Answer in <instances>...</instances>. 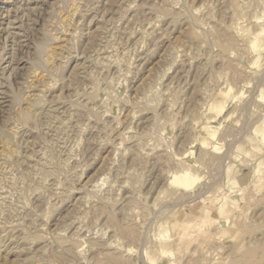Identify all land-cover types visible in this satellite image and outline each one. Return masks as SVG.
Returning <instances> with one entry per match:
<instances>
[{"label":"rangeland","instance_id":"374dc122","mask_svg":"<svg viewBox=\"0 0 264 264\" xmlns=\"http://www.w3.org/2000/svg\"><path fill=\"white\" fill-rule=\"evenodd\" d=\"M71 1L0 0V264H264V0Z\"/></svg>","mask_w":264,"mask_h":264},{"label":"bare ground","instance_id":"6f19581e","mask_svg":"<svg viewBox=\"0 0 264 264\" xmlns=\"http://www.w3.org/2000/svg\"><path fill=\"white\" fill-rule=\"evenodd\" d=\"M237 1H238V0H237ZM230 2H233V1L230 0ZM239 2H240V1H239ZM239 2H237V3L239 4ZM81 3H82V2H81ZM237 3H235V4H237ZM238 4H237V5H238ZM233 6H234V5H233ZM80 8H81V7H80V2H79V0H72V1H71V4H70V12H71V15H72V16L77 15V13L79 12ZM125 9H126V8H125ZM125 9H124V10H125ZM208 9H209V8H208ZM151 10H152V9H151ZM166 10H167V9H166ZM83 11H84V10H83ZM126 11H127V10H126ZM170 11H171V10H170ZM171 12H172V11H171ZM173 12H174V11H173ZM121 13H122V12H121ZM124 13H125V12H124ZM165 13H166V12H165ZM197 13H198V12H197ZM235 13H236V12H235ZM174 14H175V13H174ZM166 15H168V14H166ZM235 16H236V15H235ZM69 17H70V16H69ZM70 18H71V17H70ZM65 19H66V18H65ZM70 20H72V19H68V18H67L66 20H63V21L65 22V25H64V26L62 25V26H63V27L66 26L65 29H66V28H70V26H71V21H70ZM150 23H151V22H150ZM63 24H64V23H63ZM151 24H153V23H151ZM148 25H150V24H148ZM230 27H232V29H233V32H232V33H234V32H235V34H236V33H240V34L243 33L242 29L238 28V23H233V26H232V24H231ZM63 29H64V28H63ZM70 29H71V31H72V26H71ZM232 29H231V30H232ZM67 30H68V29H67ZM229 30H230V28H229ZM222 32H223V31H221V33H222ZM225 32H226V31H225ZM73 33H74V32H73ZM76 33H77V32H76ZM76 33H75V34H76ZM192 35H193V33H192ZM242 35H243V34H242ZM218 36H219V35H218ZM222 36H223V35H222ZM228 36H229V35H228ZM239 36H240V35H239ZM54 37H55V36H54ZM59 37H61V36H59ZM220 37H221V35H220ZM240 37H241V36H240ZM142 38H143V37H142ZM226 38H227V37H226ZM241 38H242V37H241ZM56 39H58V37H57ZM59 39H60V38H59ZM59 39H58V40H59ZM58 40H56V41H58ZM69 40H71V39H69ZM225 40H226V39H225ZM227 40H229V38H228ZM217 41H218V40H217ZM215 42H216V41H215ZM218 42H219V41H218ZM6 43H7V42H6ZM65 44H66V43H65ZM68 44H69V43H68ZM225 44H226V43H225ZM215 45H216V44H215ZM226 45H228V44H226ZM76 46H77V44H76ZM217 46H218V45H217ZM231 46H232V45H231ZM53 47H54V46H53ZM39 48H40V47H39ZM50 48H51V46L49 47V49H50ZM64 48H65V47H64ZM222 48H223V46H222ZM224 48H225V46H224ZM230 48H231V47H230ZM40 49H41V48H40ZM46 49H47V48H46ZM52 49H53V48H52ZM52 49L50 50V52H52V53H51V55H49V56H52V58H53L54 56L56 57V54H55L56 51L53 52ZM226 49H227V48H226ZM226 49H225V50H226ZM64 51H65V50H64ZM67 51H69V50H67ZM101 52H102V51H101ZM46 53H47V52H46ZM222 53H223V51H222ZM54 54H55V55H54ZM224 54H225V53H224ZM53 55H54V56H53ZM34 56H35V55H34ZM44 56H45V55H44ZM44 56H43V57H44ZM49 56H48V57H49ZM111 56H112V55H110V57H111ZM35 57H36V56H35ZM50 58H51V57H50ZM105 58H106V57H105ZM55 59H56V58H55ZM55 59L53 58V60H55ZM48 60H49V59H48ZM51 60H52V59H51ZM51 60L48 62V64L51 63ZM104 61H105V60H104ZM46 62H47V61H46ZM61 63H62V62H61ZM98 63H99V62H98ZM52 64H54V62H52L51 65H52ZM101 64H102V63H101ZM49 65H50V64H49ZM59 65H60V64H59ZM105 65H106V64H105ZM52 66H53V65H52ZM47 67H48V66H47ZM53 67H55V66H53ZM53 67H52V69H55V68H56V67H55V68H53ZM13 70H14V69H13ZM50 70H51V69H50ZM44 71H45V70H44ZM55 72H56V70H55ZM60 72H61V70H60ZM34 73H35V72H34ZM43 73H44V72H43ZM63 73H64V72H63ZM44 75H45V74H44ZM44 75H42V76H44ZM236 75H237V74H236ZM50 76H51V75H50ZM44 77H45V76H44ZM35 78H36V77H35ZM46 78H47V77H46ZM39 79H40V78H39ZM41 79H42V78H41ZM55 79H56V78H55ZM55 79H53V80H55ZM45 80H46V79H45ZM40 81H41V80H40ZM56 81H58V80L56 79ZM42 82H44V81H42ZM46 82H48V81H46ZM50 82H52V81H50ZM50 82H49V84H50ZM160 82H161V79H160ZM31 83H32V82H31ZM34 83H35V82H34ZM54 83H55V82H54ZM55 84H57V83H55ZM55 84H54V85H55ZM33 85H34V84H33ZM41 85H43V84H41ZM41 85H40V86H41ZM54 85H53V86H50V85H48V84L45 83V84L43 85V89L46 91V90H48L50 87H54ZM49 86H50V87H49ZM170 86H171V85H170ZM41 88H42V87H41ZM156 88H157V86H156ZM43 89H42V90H43ZM52 89H53V88H52ZM169 89H170V88H169ZM172 89H173V88H172ZM174 89H175V88H174ZM177 89H178V88H177ZM44 90H43V92H44ZM91 90H92V89H91ZM40 91H41V90H40ZM49 91H51V88H50ZM157 91H159V90H157ZM177 91H179V90H177ZM177 91H176V92H177ZM41 92H42V91H41ZM41 92H40V94H41ZM150 92H151V89H150ZM168 92H170V91L167 90V93H168ZM172 92H173V91H172ZM46 93H47V92H46ZM170 93H171V92H170ZM40 94H39V95H40ZM89 95H90V94H89ZM91 95H92V94H91ZM165 95H166V93H165ZM36 96H37V95H36ZM42 96H43V95H42ZM153 96H154V95H153ZM30 97H31V96H30ZM147 97H148V96H147ZM173 97H174V96H173ZM27 98H29V97H27ZM160 98H161V97H160ZM160 98H159V99H160ZM163 98H164V97H163ZM175 98H176V97H175ZM90 99H91V98H90ZM90 99H89V100H90ZM147 99H148V98H147ZM147 99H146V100H147ZM152 99H153V98H152ZM167 99H168V97H167ZM30 100H31V99H30ZM35 100H36V99H35ZM146 100H145V101H146ZM162 100H163V99H162ZM173 100H174V99H173ZM152 101H153V100H152ZM152 101H151V102H152ZM159 101H160V100H159ZM168 101H169V100H168ZM171 102H172V100H170V104H171ZM29 103H30V102H29ZM31 103H32V102H31ZM33 103H34V102H33ZM33 103H32L31 106H33ZM160 103H161V102H160ZM173 103H174V102H173ZM146 104H147V103H146ZM171 105H172V104H171ZM83 106H84V105H83ZM168 106H169V104H168ZM38 107H39V106H38ZM40 107H41V106H40ZM73 107H74V106H73ZM78 107H80V106H78ZM94 107H95V106H94ZM25 108H27V110H29V109L34 108V107H25ZM36 108H37V107H36ZM84 108H85V107H84ZM154 109H155V108H154ZM168 109H169V108H168ZM172 109H173V107H172ZM25 110H26V109H25ZM25 110H24V111H25ZM27 110H26V111H27ZM32 110H33V109H32ZM32 110H30V111H32ZM86 110H87V109H86ZM40 111H41V110H40ZM77 111H78V110H77ZM83 111H84V110H83ZM155 111H156V110H155ZM164 111H165V110H164ZM48 112H49V111H48ZM63 112H64V111H63ZM165 112H166V111H165ZM11 113H12V112H11ZM32 113H33V112H32ZM32 113H30V114H32ZM36 113H38L37 110H36ZM36 113H35V114H36ZM50 113H51V112H50ZM74 113H75V112H74ZM24 114L27 115V116H29V114L23 112L22 115H24ZM33 114H34V113H33ZM41 114H42V113H41ZM135 114H136V113H135ZM135 114H134V115H135ZM166 114H167V113H166ZM166 114H165V115H166ZM168 114H169V113H168ZM16 115H17V114H16ZM50 115L52 116V113H51ZM97 115H98V114H97ZM17 116H18V115H17ZM17 116H16V117H17ZM14 117H15V116H14ZM21 117L24 118V116H21ZM29 117L32 118V116H29ZM35 117H36V116H34V118H35ZM48 117H50V116H48ZM97 117H98V116H97ZM97 117H96V118H97ZM132 117H133V116H132ZM153 117H154V116H153ZM17 118H18V117H17ZM19 118H20V117H19ZM25 118H26V117H25ZM31 118H30V119H31ZM57 118H58V117H57ZM133 118H135V117H133ZM28 119H29V118H28ZM158 119H159V118H158ZM17 120H18V119H17ZM22 120H23V119H22ZM24 120H26V119H24ZM35 120H36V118H35ZM51 120H52V119H51ZM154 120H155V119H154ZM26 121H27V120H26ZM31 121H32V120H31ZM152 121H153V120H152ZM152 121H151V122H152ZM157 121H158V120H157ZM18 122H19V121H18ZM21 122H22V121H21ZM24 122H25V121H24ZM151 122H150V123H151ZM191 122H193V121L191 120ZM62 123H63V121H62ZM65 123H66V122H65ZM63 124H64V123H63ZM152 124H153V123H152ZM192 124H193V123H192ZM26 125H27V124H26ZM65 125H66V124H65ZM118 125L120 126V124H118ZM153 125L155 126V124H153ZM14 126H15V125H14ZM189 126H190V123H189ZM191 126H192V125H191ZM15 127H16V126H15ZM60 127H61V126H60ZM117 127H118V126H117ZM193 127H194V125H193ZM12 128H13V127H12ZM18 128H19V127H18ZM62 128H63V127H62ZM71 128H72V127H71ZM188 128H189V127H188ZM85 129H86V128H85ZM154 129H155V128H154ZM187 130H188V129H187ZM191 130H192V129H191ZM194 130H195V129H194ZM83 131H84V130H83ZM124 132H125V131H124ZM124 132H123V133H124ZM188 132H190V130H189ZM13 133H14V132H13ZM15 133H16V132H15ZM17 133H18V132H17ZM192 133H193V132H192ZM121 134H122V133H121ZM126 134H128V133H126ZM137 134H138V133H137ZM132 135H133V134H132ZM143 135H144V134H143ZM122 136H123V135H122ZM193 136H194V135H193ZM126 137H127V136H126ZM132 138H134V136H133ZM122 139H123V138H122ZM124 139H125V138H124ZM160 139H161V138H160ZM192 139H194V138H192ZM261 139H262V142H263V144H264V130L261 132ZM127 141H128V140H127ZM198 141H200L201 144L206 145V140H205V139H202V138L199 139V138H197V137L192 141V142H193V145H194V142H198ZM137 143H141V141H140V142L138 141ZM144 143H145V142H144ZM144 143H143V144H144ZM191 144H192V143H191ZM116 145H117V144H116ZM116 145H115V146H116ZM141 145H142V144H141ZM141 145L139 144V147H140ZM72 147H73V146H72ZM75 147H76V146H75ZM120 147H121V146H120ZM141 147H142V146H141ZM123 148H124V147H123ZM134 148H135V147H134ZM142 148H143V147H142ZM202 148H204V146H203ZM211 148L213 149V151H214L215 153H217V154H221V151H220V148H219V147L212 146ZM73 149H74V148H73ZM121 149H122V148H121ZM191 149H192V147H191L189 150H191ZM130 150H131V148H130ZM133 150H134V149H133ZM136 150L139 151V149H136ZM141 150H142V149H141ZM187 150H188V149H187ZM70 151H71V150H70ZM72 151H73V150H72ZM74 151H75V149H74ZM142 151H144V148H143ZM185 151H186V150H185ZM202 151H203V150L200 151V154L198 153L199 155H201V156H200V159H202V158L206 155V153H203V154H202ZM135 152H136V151H135ZM139 152H141V151H139ZM203 152H205V151H203ZM148 153H149V152H148ZM123 154H124V152H123ZM126 154H127V152H126ZM132 154H133V153H132ZM204 154H205V155H204ZM10 155H11V154H10ZM139 155H141V154H139ZM139 155H137V152H136V156H139ZM143 155H145V154H143ZM203 155H204V156H203ZM125 156H126V155H125ZM148 156H149V155H148ZM181 156H182V157H181V160H182V161H183V160H184V161L188 160L189 162H190V161L192 162V163H189V164H188V163H187V164L185 163V165H184V167L186 168V170H184V173H185L186 178H193V179H195V180H199L198 177H197V178H196V177H191V170H192V168H197V167H199L198 164L200 163V162H199L200 159H198V160H197V159H196V160L193 159V158H192V155H191V152H189V151H187V152L181 154ZM139 157H140V156H139ZM139 157H138V158H139ZM144 157H145V156H144ZM146 157H147V155H146ZM201 157H202V158H201ZM115 158H116V157H115ZM197 158H198V157H197ZM140 159H141V158H140ZM132 160H133V159H132ZM141 160H142V159H141ZM137 161H138V160H137ZM139 161H140V160H139ZM41 172H42V171H41ZM46 176H47V175H46ZM46 176H45V177H46ZM139 176H140V175H139ZM133 177H134V176H133ZM134 180H135V179H134ZM104 181H105V179L102 180V182H104ZM106 182H107V181H106ZM106 182H105V183H106ZM97 184H98V182H97ZM97 184H96V185H97ZM96 185H94L95 189L98 187V186H96ZM98 185H99V184H98ZM101 185H103V184H101ZM112 185H113V184H112ZM92 186H93V185H92ZM114 186H115V185H114ZM112 187H113V186H112ZM99 189H101V186H100ZM93 190H94V189H93ZM94 191H96V190H94ZM99 191H100V190H99ZM0 199H1V198H0ZM5 199H6V198H5ZM3 200H4V199H3ZM105 200H106V199H105ZM4 201H5V200H4ZM5 202H6V201H5ZM107 205H108V204H107ZM216 222H218V221H217V219H215V218L202 217L201 220L199 221V224H202V225H200V227H198V228H204V227L207 226V224H209V223H212V224H213V223H216ZM226 224H227V222H226V223H223L222 225L225 226ZM190 226L193 227L192 224H190ZM130 229H131V228H130ZM123 230H125V229H123ZM128 231H130L129 228H128ZM130 232H131V231H130ZM132 232H134V231H132ZM125 233H126V232H125ZM127 233H128V232H127ZM27 234H28V233H27ZM133 234H134V233H133ZM133 234H132V235H133ZM134 235H135V234H134ZM136 236H137V235H136ZM34 237H35V236H34ZM37 237H38V236H37ZM25 238H26V237H25ZM133 238H134V237H133ZM35 239H36V238H35ZM66 250H67V249H66ZM109 254H110V253H109ZM59 255H60V254H59ZM112 255H114V254H112ZM61 256H62V255H61ZM63 256H64V255H63ZM110 256H111V255H110ZM120 256H121V255H120ZM114 257H116V256H114ZM114 257H113V258H114ZM62 258H63V257H62ZM113 258H112V259H113ZM121 258L123 259L122 256H121ZM112 259H111V260H112ZM116 259H117V258H116ZM116 259H115V261H116ZM122 259H121V261H122ZM60 260H61V259H60ZM117 260H118V259H117ZM109 261H110V260H109ZM113 261H114V260H113ZM128 264H129V261H128Z\"/></svg>","mask_w":264,"mask_h":264}]
</instances>
